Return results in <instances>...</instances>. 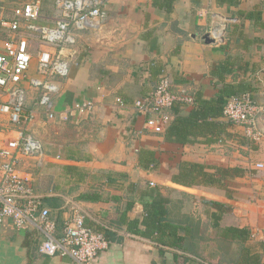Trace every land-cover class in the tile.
I'll use <instances>...</instances> for the list:
<instances>
[{"label":"crops","instance_id":"1","mask_svg":"<svg viewBox=\"0 0 264 264\" xmlns=\"http://www.w3.org/2000/svg\"><path fill=\"white\" fill-rule=\"evenodd\" d=\"M34 1L41 8L37 24L52 26L58 17L53 0H0V13L11 21L16 8ZM104 13L99 30L77 35L69 74L52 98L54 120L31 90L25 109L35 113L32 123L16 127L0 112V146L21 130L42 144V156L21 157L16 168L49 209L55 236L76 207L85 225L108 241L93 264H233L227 259L238 252L222 251L220 234L244 228L250 253L264 264V175H255V165L264 164V0H108ZM218 26L222 41L207 44L204 35ZM28 34L35 75L43 47ZM10 38L0 24V54ZM162 73L174 93L193 101L173 107L171 121L156 134L133 103ZM221 90L251 93L259 140L216 115L212 103ZM7 98L0 90V104ZM85 103L91 110L75 111ZM63 113L66 120L59 118ZM189 164L202 165L219 185L187 186L179 171ZM158 199L167 200L168 226L176 228L161 232V240L188 238L201 258L163 246L149 230L142 234L145 222L156 224L148 213ZM41 240L33 227L0 225V264H72L67 255L40 254Z\"/></svg>","mask_w":264,"mask_h":264},{"label":"built area","instance_id":"2","mask_svg":"<svg viewBox=\"0 0 264 264\" xmlns=\"http://www.w3.org/2000/svg\"><path fill=\"white\" fill-rule=\"evenodd\" d=\"M107 2L53 0L58 17L52 26L37 24L41 18L38 1L16 8L11 21L3 19L0 13V24L11 33L5 52L0 54V90L8 95L6 103L0 104V112L8 115L12 125L22 127L34 121L35 113L25 109L30 90L36 93L35 104L44 109L46 118L55 119L52 98L60 90V80L69 74L77 35L100 29ZM22 28L25 30L23 33ZM222 31L218 26L208 32L214 43L222 41ZM28 32L36 34L43 47L36 55L35 75H30L32 55ZM192 101L190 96L174 93L168 75L162 73L154 89L134 101L133 107L138 113L147 115L145 128L158 134L171 121L173 107ZM116 103L123 105L120 98ZM91 108V103L74 106L78 113ZM256 110L251 93L245 91L226 100L222 116L243 126L245 135L257 141L261 134L256 128ZM59 118L67 119L64 113ZM30 156H42V144L30 134H24L23 130L16 138L6 140L0 146V225L10 223L19 230L33 227L42 235L38 251L44 256L62 254L67 255L72 264H93L98 254L108 247V241L102 233L85 225V216L76 207L71 208V214L63 221L61 235L55 236L56 225L50 219L49 209L32 192L29 179L20 175L16 168L21 157ZM255 168L263 170L264 164L257 163ZM150 186H153L152 182Z\"/></svg>","mask_w":264,"mask_h":264},{"label":"trees","instance_id":"3","mask_svg":"<svg viewBox=\"0 0 264 264\" xmlns=\"http://www.w3.org/2000/svg\"><path fill=\"white\" fill-rule=\"evenodd\" d=\"M250 17V15H248ZM229 59L225 61L224 64H228ZM221 92L218 94L216 100L212 103L216 109L217 112L216 115H223V108L225 105L226 100L233 96L237 95L239 93L230 95L229 92ZM245 92V91H244ZM242 93V92H241ZM187 165V164H186ZM216 169L215 171H217ZM179 176L181 178V181L187 186H193V185H201V186H207V187H214L219 185V179L215 177L214 174L206 173L203 169L202 165L199 164H189L187 169L180 168ZM200 178V181H197V179ZM174 181H180L178 178H174ZM167 203V200L165 199H158L152 202V212L150 211L148 215L150 218L155 219V223H149L145 222V231L142 232L143 235L147 234L146 230H149L151 233L156 234L155 237L150 235L151 238H154L156 242H159L163 246L166 247H172V248H178L184 253L187 254H193L194 256H198V258H201L200 254L196 251L197 244H195L194 241L189 240L188 238H182V237H176L173 240L163 241L159 237V234L163 231H169L173 232L176 230V228L169 227V218H168V211L165 208V204ZM220 216L216 215L215 220H219ZM160 222H163V224H159ZM160 225H162L160 229ZM216 228L218 225L213 224ZM220 239L222 242L218 246L220 249L222 248V251H225L226 254L228 251H232L233 255L237 258L235 260L231 259L232 256L229 255V259L227 261L233 263V264H260V255L257 253L251 254L250 247L248 245V241L250 240V232L247 229L244 228H235V227H226L222 230L220 234ZM157 236V237H156ZM174 236L176 234L174 233ZM225 254V255H226Z\"/></svg>","mask_w":264,"mask_h":264},{"label":"water","instance_id":"4","mask_svg":"<svg viewBox=\"0 0 264 264\" xmlns=\"http://www.w3.org/2000/svg\"><path fill=\"white\" fill-rule=\"evenodd\" d=\"M204 41L207 43V44H211V43H214V41L212 39L209 38V36L206 34L204 35L203 37Z\"/></svg>","mask_w":264,"mask_h":264},{"label":"rangeland","instance_id":"5","mask_svg":"<svg viewBox=\"0 0 264 264\" xmlns=\"http://www.w3.org/2000/svg\"><path fill=\"white\" fill-rule=\"evenodd\" d=\"M264 175V169L263 170H256L255 175Z\"/></svg>","mask_w":264,"mask_h":264}]
</instances>
